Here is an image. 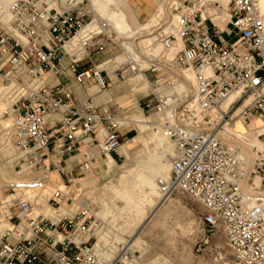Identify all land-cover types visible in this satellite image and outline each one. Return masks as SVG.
Wrapping results in <instances>:
<instances>
[{"label":"built area","instance_id":"obj_1","mask_svg":"<svg viewBox=\"0 0 264 264\" xmlns=\"http://www.w3.org/2000/svg\"><path fill=\"white\" fill-rule=\"evenodd\" d=\"M164 8L152 41L131 50L91 0L0 6L2 132L17 152L15 166L37 174L0 185V264H128L126 242L102 255L93 234L99 225L86 207L64 214L60 206L94 161L119 154L130 121L109 109L111 100L93 97L132 77L148 89L146 122L174 145L170 173L157 179L162 199L183 191L203 207L196 250L221 230L235 264H264V137L250 142L237 129L264 118V13L258 0H171ZM230 31L234 41L223 37ZM109 44L124 58L102 57ZM184 82L188 89H179ZM46 185L50 212L27 194Z\"/></svg>","mask_w":264,"mask_h":264},{"label":"rangeland","instance_id":"obj_2","mask_svg":"<svg viewBox=\"0 0 264 264\" xmlns=\"http://www.w3.org/2000/svg\"><path fill=\"white\" fill-rule=\"evenodd\" d=\"M169 1L171 0H158V4L160 3L161 7L160 13L157 12L159 14L155 18L154 24H152V26L149 28V31L153 30L154 27L160 22V19L165 15V3ZM215 1H218L221 4H225L228 0ZM262 2H264V0H262ZM260 6H264V3H262V5ZM155 8L156 7L154 5L151 10L153 11L155 10ZM147 31L148 29L139 32L137 34L138 37L135 41H138L141 38L152 37L154 35L152 33L148 34ZM145 33L147 35H145ZM223 37L226 40H232L233 38L228 35H224ZM147 42L149 41L146 40L141 43L143 45H146ZM157 45L158 44L154 45V47H158L157 49H159V46ZM112 52L118 54L121 51L117 50L116 46H114L113 44H109L106 48V52L101 54L102 57H106ZM146 99L149 98L139 97L135 98L133 101L137 102L140 108H142V105L144 104ZM125 107L127 106L123 103L113 100L111 108L118 115L121 114V116H125ZM4 120V115H2L0 117V151L1 148L7 143L10 146V143L5 138L4 133L2 132V128L4 127ZM259 120L261 124H264V119ZM129 126L131 127V130L125 134V140L138 134L137 128L131 122ZM257 126L258 125H254L252 129L247 126L245 130L246 134L248 130H252V133L247 134L246 136L251 139L264 137V135H262L264 134V131L259 130V127ZM237 129L241 130V125H237ZM145 131L143 133H148L149 130L147 129ZM125 140H123V142ZM10 149H12L11 154L4 155L2 158L3 162L1 161L2 164H0V173L4 174L11 171V175L14 177L5 181V183L15 181L16 179H21L18 176H29V174H31L25 171V168H21V170H19V168L15 166L17 152L15 151V149L13 150L11 146ZM113 159L119 165L122 164L125 156L119 153L115 154L113 156ZM134 163V165L130 166L128 162H125L121 166L122 172L118 177L117 175L119 170L117 168L112 169L108 174H104L103 172L106 171L105 161H94L93 173L97 177L96 184H93L88 189L81 188L80 184L77 181L72 182L70 186V192H72L73 198L71 202L68 203V205L70 206H67V208L65 206V203H63L60 209L65 208L64 210L66 213L64 214H69L72 210L71 205L74 204L77 207L78 202L84 199V201H86L88 205L86 209L88 210L89 214L98 222L99 226L97 228L106 231L105 240L109 238L112 239V241H109L107 243L111 244V246L104 245L105 242L99 243H102V246H105V249L108 251L109 255L111 254L109 253V248H112V246H114V242L122 241L124 237L127 238L128 241L126 243L128 244V246H130L129 248L132 251V255L128 258V262L132 261L131 264H150L148 258H150V255L153 252H157L158 254L163 255L165 258H167L168 264H235L232 252L226 245L221 230H217L212 235L209 243L202 251L196 250V243L202 233L201 225L199 223V216L202 212H204V210L199 202H197L195 199H193L183 191H178L174 195L168 197L167 200H164L163 204H158L159 197L149 196V198H151L150 203L143 201L129 210H120L121 212L119 213L116 209H118V206L122 205L119 199L117 185L121 179V175L133 172L134 167L139 163L153 164L156 162L139 160L135 161ZM165 163H168V168L169 161ZM87 174L82 175L80 178L86 176ZM160 175L161 173L157 176ZM256 184L259 185L258 179H256ZM142 187L145 188L144 190L148 191L147 186H140V188ZM46 189L47 188H42L37 190V192H45ZM137 190L138 188L135 187L134 191L136 192ZM35 193L36 192L34 191H29L27 194L28 196L32 195V199L34 200L33 196ZM161 202H163V200H161ZM154 207H157L154 210V213L152 215H149ZM45 210L50 212L47 208ZM114 239H116V241H114ZM142 257H146L147 261L144 262V259Z\"/></svg>","mask_w":264,"mask_h":264},{"label":"crops","instance_id":"obj_3","mask_svg":"<svg viewBox=\"0 0 264 264\" xmlns=\"http://www.w3.org/2000/svg\"><path fill=\"white\" fill-rule=\"evenodd\" d=\"M102 1L103 0H99L98 1L99 4H98L96 0H93L96 6H98V8L100 9H102L101 8ZM104 2L106 4L105 8H106L107 20L110 21L111 24L115 22L113 26L116 29L119 30L122 29L121 32H127V31L141 32L143 30L148 29L147 33H149L150 32L149 28L152 26V24H154V20L157 17V12H159L161 8L160 3L158 4V0H104ZM154 5L156 8L155 10L152 11L151 9ZM262 8H264V6H262ZM215 21L221 28L223 27L224 17H217ZM226 34H228V36L233 37L232 41L235 40L234 33L230 31L229 33ZM145 35L147 34L145 33ZM150 39L151 38H147V39L144 38L143 41L146 40L150 41ZM138 80L139 79L136 77L129 78L124 82H120L118 84L112 85L108 92H102L97 94L95 97H93V101L95 102H105L111 100V102L108 103V107L111 111H114L111 108L113 100L126 105L127 107H125L124 109V115H125L124 117H126L138 130V134L132 136V138L134 139L133 141L127 139L121 144V154L125 156V159L122 162V164L118 165L111 156H109L107 159L104 160L105 168H106V171L103 172L104 174H108L112 169L117 168L119 170L117 176L119 177L120 173L122 172L121 166L125 162H128L129 165L132 166L135 164L134 163L135 161H139V160L156 162V163L153 164L139 163L134 167L133 172L144 170L150 174L151 173L154 174L156 169L165 166L166 164L165 162L170 161L171 145L169 139L159 129H151L147 127V125L144 123L145 118L143 116L144 114L142 112V109L140 108L137 102L133 101L135 98H139V97L142 98L143 96H146L148 93V89L145 87L140 90H135V85ZM95 89L96 86L94 85L88 87V91L90 92L95 91ZM76 92L79 95H83L82 89L78 86H76ZM7 108H8V102L5 99V94H3V92H0V117L7 111ZM254 125H258L257 127H259V130L264 131V124H261L259 119H253L248 126L250 129H252ZM241 128H242V132L246 130V128L242 125ZM147 129L149 130L148 133H143ZM251 133L252 130L247 131V134H251ZM125 138H126L125 135H123V139ZM251 140H254L255 142L256 139H251ZM2 155L3 153L2 151H0V164H2L3 162ZM97 161L101 162L102 160L98 159ZM108 165L110 167L107 168ZM11 174H12L11 171L9 173H4V174L0 173V184H4L5 181L14 177ZM123 176L124 175H121V179L117 185L118 192ZM18 177L30 181L31 179L37 177V174L31 173L29 174V176L21 175ZM50 177L55 179L57 178V175L55 173H51ZM77 182L80 184L81 188L89 189L90 186L96 184L97 177L93 173V169H92V171L88 172L86 176L80 178ZM78 203H80L83 207H88L84 199L80 200ZM103 232H105V234ZM93 234L97 238L96 245L97 246L99 245L98 247L102 252V255L103 256L106 255L107 257L108 251L105 249V246H102V243L99 242H105L104 245L111 246V244H107V243L109 241H112V239L109 238L105 240L106 231L100 228L95 229ZM114 241H116V239H114Z\"/></svg>","mask_w":264,"mask_h":264},{"label":"bare ground","instance_id":"obj_4","mask_svg":"<svg viewBox=\"0 0 264 264\" xmlns=\"http://www.w3.org/2000/svg\"><path fill=\"white\" fill-rule=\"evenodd\" d=\"M10 1L11 0H0V6H1V8L3 10H5L7 8L8 3ZM98 1L99 0H96L97 3H98ZM258 1H259L260 10H261L262 13H264V8H262V6H260L264 2H262V0H258ZM91 4H92L93 10L97 13V15L100 18H102L108 24V26H109L108 28L113 33L112 35L115 36V37H117L121 41L122 47L132 50L134 46H136L138 44L139 45L142 44L141 42L143 41L144 38H141L140 40L135 41L136 38L138 37L137 34L139 32H137V31L121 32L122 29L119 30V29H116L113 26L114 25V22L113 21H112L113 24H111V22L107 20V18H106L107 17V15H106V8H105L106 5H105L104 0L102 1V5H101V8L102 9L98 8V6H96V4L93 2V0H91ZM159 13H160V10H159ZM159 13H157V15ZM152 32H153V30H151L148 34H151ZM147 38H151L150 41L148 40L149 42H151L152 39H153V37H146L145 39H147ZM157 48L158 47H156L155 49L157 50ZM156 50H154V52H156ZM123 58H124V53L117 54L116 57H115V60L118 61V60H121ZM136 78L139 79V77H136ZM186 78L189 81L191 79V76L190 75H187ZM138 81H137V83L135 85V90H140V89H142L144 87L147 88V86L145 84L143 85V84H141ZM186 83L187 82H184L183 84H181V86L179 87V89L187 90L188 89V86H187L188 84H186ZM109 89L106 90V91H103V92H108ZM235 95L236 94H231L229 96V98H228V102L231 101L235 97ZM143 116L145 118L144 123L147 125L148 128H151L150 125L146 122L148 118H146L145 115H143ZM149 118L150 119H153L154 118L153 120H156L157 119V115L156 114H152ZM151 129H155V128H151ZM238 130L242 132V129L241 130L238 129ZM247 138L250 140V142H254V140H251L248 136H247ZM129 140L130 141H133L134 139L131 137V138H129ZM169 141H170V145H171V152H170L171 153V157H170L169 167L168 168H167L168 164L166 163L165 166L156 169L155 172H154V174H152V173L150 174V173H148L147 171H144V170H139V171H136V172H132V173L130 172L128 174H124L123 179H122V182L120 183V186H119V199H120V202H121V205L122 206H118L117 207L118 209H116V210H118L119 213L121 212L120 210H122V211L127 210V209L129 210L132 207H134L135 205L140 204L143 201H145L147 203H150L151 198H149V196H152V197H156L157 196V197H159L158 198L159 199L158 200V204H163L164 203V200H167V198L164 199V200L162 199L163 196H162V193H161V191H160V189L158 187L157 179L158 178H166L169 175V173H170L171 158H172V155H173V152H174V145H173V143H172V141L170 139H169ZM10 146L13 148V150L15 149L11 143H10ZM10 146L7 143L6 145H4L1 148V151L3 153L2 156L11 154L12 149H10ZM242 151H243L244 157L246 158L247 164L250 167L251 166V163H252V159H253V154L250 152L249 147H246V146L242 149ZM119 153L121 154V146L119 148ZM108 167H110V166L108 165L107 168ZM160 173H161V175L160 176H157ZM11 180H13V179H11ZM16 180H19V181H27L28 182V180H25V179H16ZM140 186H144V187L147 186L148 187V191L144 190L145 188H143V187L140 188ZM135 187L138 188V190L136 192L134 191ZM44 188H47L45 192H40V191L37 192V190H39V189L28 190L27 192H29V191L36 192L34 194V196H33L34 200L38 203V205H40L42 208L44 207L46 209V207L45 206H42V205H44V201H45L46 195H48V192L50 190V185H46V187H44ZM30 197H32V195H30ZM161 200H163V202H161ZM65 206L67 207V206H70V205L65 204ZM71 206H72V211L69 214H71L74 211H76V209L78 207H81L82 205L80 203H78L77 204V207L74 204L71 205ZM156 208L157 207H154L151 210V212L149 213V215H152L154 213V210ZM64 209L65 208H61L60 211L63 212V213H66ZM115 212H117V211H115ZM103 233L105 234V232H103ZM127 241H128V239L127 238H124L122 241H119L118 243H125ZM97 248L99 249L98 246H97ZM116 248L117 247H116V244H115L114 246H112V248L109 249V253H111V254H109L110 256L109 255H107V257H106V255H104V256L106 258L111 257L113 255V253L116 251ZM142 258L144 259V262L147 261V258L146 257H142ZM148 260H149L150 264H164V263L165 264H168L167 258H165L163 255L158 254L157 252H153L150 255V258H148ZM131 263H132V261L131 262H128V264H131Z\"/></svg>","mask_w":264,"mask_h":264}]
</instances>
